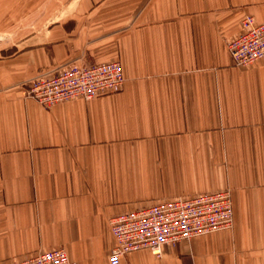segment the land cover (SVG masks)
Returning <instances> with one entry per match:
<instances>
[{"label": "crops", "instance_id": "obj_1", "mask_svg": "<svg viewBox=\"0 0 264 264\" xmlns=\"http://www.w3.org/2000/svg\"><path fill=\"white\" fill-rule=\"evenodd\" d=\"M264 0H0V264L63 248L109 264V219L231 191L233 228L121 264H264V59L226 41ZM118 60L119 93L46 109L21 85Z\"/></svg>", "mask_w": 264, "mask_h": 264}, {"label": "built area", "instance_id": "obj_2", "mask_svg": "<svg viewBox=\"0 0 264 264\" xmlns=\"http://www.w3.org/2000/svg\"><path fill=\"white\" fill-rule=\"evenodd\" d=\"M236 67H247L264 59V22L252 16L241 21V32L226 43ZM53 73V71H52ZM124 77L119 62L90 65L65 64L52 75L38 78L29 85L26 97L43 107L76 99L91 100L122 89ZM233 227L231 191L181 195L150 203L109 219L114 239L109 264H121L127 253L148 249L155 257L164 246L175 245L198 236ZM5 264H78L63 248L39 250L35 254Z\"/></svg>", "mask_w": 264, "mask_h": 264}, {"label": "rangeland", "instance_id": "obj_3", "mask_svg": "<svg viewBox=\"0 0 264 264\" xmlns=\"http://www.w3.org/2000/svg\"><path fill=\"white\" fill-rule=\"evenodd\" d=\"M246 16H250V15H246ZM245 16V17H246ZM253 17V16H252ZM242 21V20H241ZM241 32V29H240V31L238 32V33H240ZM238 33H237V35H238ZM236 35V36H237ZM235 36V37H236ZM234 37H232L231 39H233ZM230 40V39H229ZM228 41V40H227ZM227 41H226V43H227ZM226 48H227V46H226ZM227 51H228V49H227ZM229 53V52H228ZM113 61H116V62H119L118 60H113ZM233 61V60H232ZM105 62H111V61H105ZM70 63H74V64H76V65H90V64H98V63H101V62H92V63H88V62H80V63H75V62H73V61H69V62H66V63H63V64H61V65H59V66H57V67H54L53 69H52V71H53V73L56 71V69L58 68V67H60V66H62V65H65V64H70ZM120 63V62H119ZM121 64V63H120ZM234 64V63H233ZM235 66V65H234ZM122 67V66H121ZM236 67V66H235ZM240 68V67H239ZM242 68V67H241ZM52 71L51 72H49V73H46V72H41V73H39L38 75H36L35 77H33V78H31V79H29L28 81H25L22 85H21V88H22V91H23V93H24V95L25 96H27V94H26V92L28 91V89H29V85L31 84V83H33L34 81H36L38 78H43L44 77V75L45 76H47V75H52L53 73H52ZM123 73V72H122ZM124 77V76H123ZM124 81H125V79H124ZM123 85H124V83H123ZM123 85H122V88H123ZM121 91V90H120ZM119 91V92H120ZM119 92H116V93H119ZM116 93H113V94H116ZM112 94V93H111ZM111 94H107V95H111ZM107 95H103V96H100V97H104V96H107ZM100 97H97V98H100ZM29 98H31V97H29ZM33 99V98H32ZM94 99H96V98H94ZM35 100V99H34ZM76 100H84V99H76ZM91 100H93V99H91ZM36 101V100H35ZM73 101V100H72ZM84 101H89V100H84ZM37 102V101H36ZM38 103V102H37ZM41 105V104H40ZM42 106V105H41ZM45 108V107H44ZM47 109V108H46ZM233 228V227H232ZM230 230V229H229Z\"/></svg>", "mask_w": 264, "mask_h": 264}]
</instances>
